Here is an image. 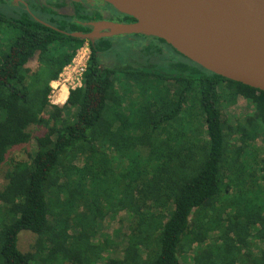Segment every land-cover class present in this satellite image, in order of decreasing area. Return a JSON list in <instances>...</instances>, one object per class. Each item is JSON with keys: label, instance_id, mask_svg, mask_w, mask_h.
<instances>
[{"label": "trees", "instance_id": "16d2710c", "mask_svg": "<svg viewBox=\"0 0 264 264\" xmlns=\"http://www.w3.org/2000/svg\"><path fill=\"white\" fill-rule=\"evenodd\" d=\"M42 1L0 0V264H99L96 225L118 212L121 256L102 264H264V92L160 38L72 35L133 19ZM84 44L80 85L50 104L48 83ZM24 137L32 151L13 154Z\"/></svg>", "mask_w": 264, "mask_h": 264}, {"label": "water", "instance_id": "95a60500", "mask_svg": "<svg viewBox=\"0 0 264 264\" xmlns=\"http://www.w3.org/2000/svg\"><path fill=\"white\" fill-rule=\"evenodd\" d=\"M100 1L133 22H92L88 33L72 35L89 41L127 33L160 38L203 69L264 92V0ZM97 24L105 32L95 36Z\"/></svg>", "mask_w": 264, "mask_h": 264}, {"label": "rangeland", "instance_id": "374dc122", "mask_svg": "<svg viewBox=\"0 0 264 264\" xmlns=\"http://www.w3.org/2000/svg\"><path fill=\"white\" fill-rule=\"evenodd\" d=\"M80 48L78 49V51L81 53H85L86 45L84 44ZM120 50H121V48H120ZM167 59H171V58L167 52L163 51L161 56L158 59V62H163ZM74 62H75V60L73 62H70V66H68L65 69H62L60 74L65 72L66 75L67 74L70 75V69L73 66ZM66 75H64V77ZM62 79H63V75H61L60 77L58 76L55 80L50 81L48 83L50 90H51V86L56 87V89L64 86L66 89L67 88L66 85H64L61 82ZM73 81H74V79H73ZM66 91H67V89H66ZM55 95L51 98V100L54 103H52V102H49V103L54 104V105L63 104L65 99L61 103L55 102ZM66 95H67V93H66ZM242 103L243 102L241 100H238L235 105L230 107L229 110H227V112L224 113L225 118H227L231 121L232 118L238 114V112L245 111V106H242ZM33 144H34L33 139H31V138L28 139L27 137L26 138L24 137L21 139L20 145L15 147L16 149L14 151H16V152H12V153L17 154V152L20 153L22 150L32 151ZM254 151L259 152V154L264 153V142H261L259 140L255 144ZM5 169H6V163L4 162L0 165V183L3 182V173H4ZM126 223H127V218L125 217L124 213L118 212V213H114L113 215H110L108 217H105L100 223H98L96 225L95 239H97L98 242H100V245L103 246L102 252L100 253L101 259L98 262L99 264H102V259L104 257L118 258L121 256V248L123 246V240H122L121 234L124 232ZM32 242H33V237L31 236V234L28 231L22 230L19 232L18 237H17V246L19 247V249H21V250L28 249V247L30 246V244ZM103 242H106V243H103ZM190 255H191V253L189 252L188 256H190ZM64 264H67V263H64Z\"/></svg>", "mask_w": 264, "mask_h": 264}, {"label": "built area", "instance_id": "2783aa9c", "mask_svg": "<svg viewBox=\"0 0 264 264\" xmlns=\"http://www.w3.org/2000/svg\"><path fill=\"white\" fill-rule=\"evenodd\" d=\"M79 49V48H78ZM78 49L76 50L73 58L71 59L70 62H74L73 66L71 67L70 69V75L69 74H65V72H63L62 74H58V76L60 77L61 75H63V79H62V83L64 85H66L67 87V90L70 89V88H74L76 86H79L80 85V77H81V72L83 71V68H84V62L86 60V57H87V53H88V49L86 47L85 49V53H81L78 51ZM81 49V48H80ZM76 58V59H75ZM70 62L65 65L62 69H65L67 68L68 66H70ZM64 75H66L64 77ZM74 79V81H73ZM58 89V88H57ZM57 89L56 87H52L51 86V90L49 91V93L47 94V100L48 102H52L54 103L51 98L57 94ZM55 91V92H54ZM67 93V91H66Z\"/></svg>", "mask_w": 264, "mask_h": 264}, {"label": "flooded vegetation", "instance_id": "af4514ba", "mask_svg": "<svg viewBox=\"0 0 264 264\" xmlns=\"http://www.w3.org/2000/svg\"><path fill=\"white\" fill-rule=\"evenodd\" d=\"M2 1L7 3V4H10L11 6L18 7L20 4L28 3L30 0H2ZM60 1L64 2V5L58 9L59 12H62V13L71 12V3L73 1L79 2L83 6H87L89 8H97V10L99 11V13L102 17H112L117 12L112 7H110V5H108L107 3L102 2L100 0H60ZM37 2L43 3L42 0H37ZM103 20L107 21V19H103ZM146 36L152 37V36H148V35H146ZM163 51L168 53V51H166L165 49H162L160 56H161Z\"/></svg>", "mask_w": 264, "mask_h": 264}, {"label": "bare ground", "instance_id": "6f19581e", "mask_svg": "<svg viewBox=\"0 0 264 264\" xmlns=\"http://www.w3.org/2000/svg\"><path fill=\"white\" fill-rule=\"evenodd\" d=\"M144 1L148 2L152 6H158L164 2H170V0H144ZM104 28H105L104 25L97 24L95 26V28H93V35L96 36L97 34H102L103 32H105ZM66 89L64 86L58 88V90H57L58 93H57V95H55V96H57V102L61 103L62 101H64V99L66 97L65 96L66 95Z\"/></svg>", "mask_w": 264, "mask_h": 264}, {"label": "crops", "instance_id": "0c3cea01", "mask_svg": "<svg viewBox=\"0 0 264 264\" xmlns=\"http://www.w3.org/2000/svg\"><path fill=\"white\" fill-rule=\"evenodd\" d=\"M58 93V92H57ZM57 95V94H56ZM55 102H57V96H55ZM60 103V102H59Z\"/></svg>", "mask_w": 264, "mask_h": 264}]
</instances>
